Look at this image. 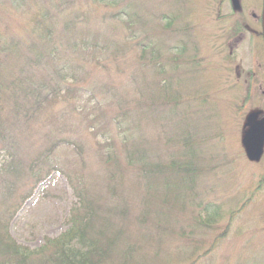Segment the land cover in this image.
Returning <instances> with one entry per match:
<instances>
[{
  "label": "trees",
  "instance_id": "1",
  "mask_svg": "<svg viewBox=\"0 0 264 264\" xmlns=\"http://www.w3.org/2000/svg\"><path fill=\"white\" fill-rule=\"evenodd\" d=\"M128 15L120 10L114 18L126 23ZM243 30L241 24L232 27L231 38L239 43ZM131 31L128 42L136 45L140 62L148 60V68L153 64L159 71L150 85L146 74L125 85L80 82L90 74L88 60H62L67 51L54 45H33L35 50L27 46L23 57L14 52L16 42L0 43V68H6L11 57L23 58L29 68L33 63L55 65L50 81L23 86L24 80L14 72H9L8 81H0V264H169L174 257L178 264H191L192 257L193 264H201L209 258L206 236L201 237L209 234L202 213L211 210L207 216L212 221L220 210L198 203L200 212L195 213L191 191L202 183L195 172L201 161L189 150V142L183 145L190 121L180 119L184 83L195 76L188 74L192 70L175 73L182 65L199 67L202 60L171 57L168 63L150 62L161 57L164 43ZM88 53L97 61L110 52L105 45L87 44ZM171 73L172 78L165 75ZM153 89L160 93L154 99L169 106V121L177 118L185 127L182 132L176 134L172 128L156 137L150 130L146 110ZM8 101L13 104L11 115ZM39 132H46L40 144L31 136ZM154 138L163 147L169 143L168 150L156 148ZM55 172L67 179L76 198L67 229L30 249L13 239L9 224ZM177 239L182 242L174 251Z\"/></svg>",
  "mask_w": 264,
  "mask_h": 264
},
{
  "label": "rangeland",
  "instance_id": "2",
  "mask_svg": "<svg viewBox=\"0 0 264 264\" xmlns=\"http://www.w3.org/2000/svg\"><path fill=\"white\" fill-rule=\"evenodd\" d=\"M120 10L129 13L126 23L114 18ZM262 13L263 0H0V43L16 42L14 52L23 57L27 46H58L67 51L62 60L89 61L90 74L80 82L98 84L122 81L125 85L146 74L150 85L159 73L153 64L148 68V60L140 62L136 45L128 42L132 28L164 43L161 57L150 62L168 63L171 57L202 60L199 67L186 69L182 65L175 71L192 70L188 74L195 76L188 81L191 87H187L188 78L184 83V106L180 107L182 122L190 121L183 145L189 142V150L201 161L195 172L202 183L191 191L196 199L195 213L200 212L198 203L213 204L220 210V216L212 221L207 216L211 210L202 213L204 231L209 234L203 232L201 237L206 236L209 258L201 264H264V154L258 162L250 161L242 145L247 116L255 111L264 116ZM238 24L244 29L239 43L230 32ZM132 41L136 43V39ZM87 44L105 45L110 53L97 60L98 64L93 54L85 55ZM54 68L53 63H33L29 68L23 58L11 57L6 68H0V81H8L9 72H14L24 80L23 86L38 84L50 81ZM165 75L172 78L174 73ZM153 94L146 110L150 130L156 137H164L172 128L176 134L179 129L182 132L185 127L177 118L169 121V106L154 99L160 97L159 91L153 89ZM132 96L131 90L128 98ZM11 108L8 101L7 115ZM24 132L30 135L25 128ZM45 133L31 136L40 144ZM151 143L164 151L170 146L163 147L155 138ZM75 200L67 179L53 173L10 221L11 236L30 249L41 247L46 237H56L67 229ZM181 242L174 241L172 249L176 251ZM169 264H178L177 258Z\"/></svg>",
  "mask_w": 264,
  "mask_h": 264
},
{
  "label": "water",
  "instance_id": "3",
  "mask_svg": "<svg viewBox=\"0 0 264 264\" xmlns=\"http://www.w3.org/2000/svg\"><path fill=\"white\" fill-rule=\"evenodd\" d=\"M262 29L264 38V0L262 13ZM261 112L255 111L247 116L245 132L242 139L243 147L250 161H259L264 152V117Z\"/></svg>",
  "mask_w": 264,
  "mask_h": 264
}]
</instances>
